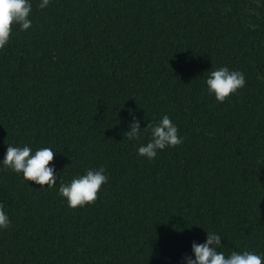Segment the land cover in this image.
<instances>
[{"label":"trees","instance_id":"trees-1","mask_svg":"<svg viewBox=\"0 0 264 264\" xmlns=\"http://www.w3.org/2000/svg\"><path fill=\"white\" fill-rule=\"evenodd\" d=\"M31 0L32 27L0 50V160L50 147L57 186L0 166V264H181L206 230L264 253V0ZM246 86L218 103L208 71ZM169 115L183 143L148 160L125 135ZM94 204L58 195L86 169Z\"/></svg>","mask_w":264,"mask_h":264},{"label":"clouds","instance_id":"clouds-1","mask_svg":"<svg viewBox=\"0 0 264 264\" xmlns=\"http://www.w3.org/2000/svg\"><path fill=\"white\" fill-rule=\"evenodd\" d=\"M52 0H40L39 8L46 9ZM31 0H0V50L9 44L13 34V27L18 26L21 31L32 27ZM246 86V77L241 71L230 70L227 66L211 69L206 79V92L214 96L218 103H224L231 95ZM130 130L125 133L129 140L141 139V132L150 129V139L137 148L139 156L148 160H155L158 153L174 148L183 143L177 125L169 115L165 114L155 124L148 123L141 128L140 120L133 115L129 124ZM56 152L50 147H41L33 151L29 145L16 147L7 145V150L0 166L3 169L22 174L23 179L48 189L57 186V172L49 165L54 160ZM109 177L103 167L86 169L85 174L73 177L70 183L60 180L58 195L66 199L70 209L82 208L94 204L102 186L108 183ZM11 220L4 206L0 204V231L10 228ZM204 243H192V255L182 258L181 264H264V253L248 250L231 251L226 254L222 248V236L215 231L206 230Z\"/></svg>","mask_w":264,"mask_h":264}]
</instances>
